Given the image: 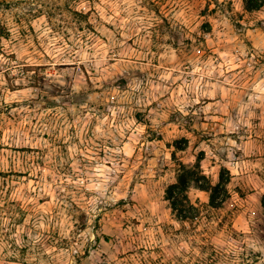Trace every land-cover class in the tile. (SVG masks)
Listing matches in <instances>:
<instances>
[{
    "label": "rangeland",
    "instance_id": "rangeland-1",
    "mask_svg": "<svg viewBox=\"0 0 264 264\" xmlns=\"http://www.w3.org/2000/svg\"><path fill=\"white\" fill-rule=\"evenodd\" d=\"M263 197L264 5L0 0V264H264Z\"/></svg>",
    "mask_w": 264,
    "mask_h": 264
},
{
    "label": "trees",
    "instance_id": "trees-1",
    "mask_svg": "<svg viewBox=\"0 0 264 264\" xmlns=\"http://www.w3.org/2000/svg\"><path fill=\"white\" fill-rule=\"evenodd\" d=\"M264 5V0H245V7L248 11L259 10ZM181 150L186 147H180ZM203 152L196 157L194 163L186 164L178 162L176 181L169 184L166 189V198L170 201L173 211L179 219L185 220L196 216L199 209L189 197V190L194 187L210 193V205L219 207L228 196V184L231 180V173L227 176L221 172L218 182L213 183L210 177L202 168ZM264 206V197H263Z\"/></svg>",
    "mask_w": 264,
    "mask_h": 264
}]
</instances>
